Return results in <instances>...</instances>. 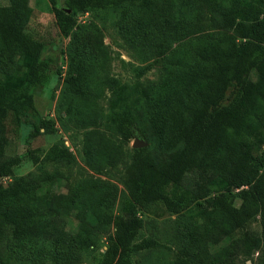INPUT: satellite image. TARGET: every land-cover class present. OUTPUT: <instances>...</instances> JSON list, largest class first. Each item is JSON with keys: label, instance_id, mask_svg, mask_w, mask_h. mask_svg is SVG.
<instances>
[{"label": "trees", "instance_id": "16d2710c", "mask_svg": "<svg viewBox=\"0 0 264 264\" xmlns=\"http://www.w3.org/2000/svg\"><path fill=\"white\" fill-rule=\"evenodd\" d=\"M6 1L0 0V69L17 62L20 53L28 66L17 85L0 76V242H11L10 257L0 252V264H75L94 244L95 228L109 225L114 233L95 264H134L135 252L165 247L154 237L137 241L140 213L159 203L181 215L209 216L191 223L175 264H257L255 253H264V0H50L60 42L71 38L65 70L59 54L46 57L50 44L24 31L29 0ZM124 6L119 25L127 39L156 51L144 72L156 66L163 70L160 83L137 88V97L145 102L159 153L174 154L158 168L149 147L134 149L137 171L118 214L112 211L119 197L116 184L86 178L70 194L58 193L52 189L58 172H48L43 163L37 177L5 183L23 161L6 153L5 118L12 114L29 139L39 136L51 120L37 98L44 92L52 97L60 80L70 94L66 113L80 127L108 121L125 141L138 131L147 136L129 104L102 113L100 100L120 82L109 75L111 54L102 29L94 21L79 22L87 12ZM208 19L217 20V30L205 29ZM122 152V145L102 131L86 133L85 158L98 173L115 165ZM75 158L67 146L54 144L40 161L72 163ZM195 167L202 174V191L188 198L176 186ZM72 213L79 221L76 233L67 227ZM258 215L261 230L249 229Z\"/></svg>", "mask_w": 264, "mask_h": 264}, {"label": "rangeland", "instance_id": "374dc122", "mask_svg": "<svg viewBox=\"0 0 264 264\" xmlns=\"http://www.w3.org/2000/svg\"><path fill=\"white\" fill-rule=\"evenodd\" d=\"M1 1L7 3L6 0ZM29 5L31 15L24 26V31L33 38L50 44V48L45 53L46 57L59 54V61L65 70L68 65L71 38H64L60 42L61 34L56 22L53 5L50 0H29ZM5 6L9 7V5ZM122 8H125V6L87 12L79 17V22L94 21L102 29L103 41L111 54L108 67L109 75L117 78L120 82L115 88H107L105 96L100 100L102 113L111 114L113 111L122 109L125 104H129L136 116L138 125L146 130L147 136H142L138 131L135 137L125 141L114 125L108 121L80 127L66 113L70 94L64 81L60 80L55 84V94L52 97L48 95V92H44L37 98L39 109L51 120V125L43 128L39 136L29 139L27 135L17 129L12 114L5 118L4 123L8 136L6 153L8 156H21L23 158L22 163L15 167L13 175L5 178V183L19 176L37 177L43 166L50 173L58 172L52 187L53 191L58 193L70 194L72 189H75L77 184L79 185L86 178L101 179L118 186V201L112 208L113 213L118 214L121 212L123 201L129 195L131 181L137 171L133 164L136 137L146 142L151 155L158 163V168L168 162V159L174 154L173 151L165 155L159 153L157 142L149 132L145 102L137 97L136 91L137 88L143 86H157L161 81L163 70L161 67L156 66L144 72V68L154 60L156 51L147 45L133 43L127 39L119 25ZM216 18H219V16ZM204 27L209 30H217V20L208 19L204 23ZM56 44L57 47H55ZM61 47L64 51L63 54H60ZM27 66V58L20 53L17 62L13 63L12 66L6 70L0 69V76L9 84L17 85L23 82ZM90 130H100L114 144L122 145L123 152L119 155L120 158L116 164L107 165L100 173L90 167L85 158V136ZM54 144L67 146L72 150L76 157L75 161L72 163L66 161L41 162L44 152ZM31 152L36 156L35 159L30 156ZM202 183V174L195 167L186 174L183 181L176 186V189L181 195L194 198L202 191ZM213 188L217 190L218 186L214 185ZM241 202V198L235 200L238 206ZM140 216L143 220V226L137 241L145 237H154L165 247L148 248L135 252L132 256L134 264H175L178 250L188 243L187 237L191 232V223L196 226V224L209 218L207 215L192 217L187 214L174 213L165 209L160 203L152 206L149 212L142 211ZM91 218L95 220L93 215H91ZM256 218L249 223L248 228L260 231L261 216L258 215ZM66 220L68 229L76 233L79 229V221L75 214L72 213ZM114 230L113 225L96 227L94 230V244L81 253L75 264H95L107 249L110 235L114 233ZM237 231L236 236L240 234V230ZM231 239V236L227 237L219 246L228 244ZM10 244L9 240L0 242V252L4 257H10ZM253 259L257 264H264V253H255ZM12 264L34 263L25 260L19 262L12 260ZM248 264H254V262L250 260Z\"/></svg>", "mask_w": 264, "mask_h": 264}, {"label": "water", "instance_id": "95a60500", "mask_svg": "<svg viewBox=\"0 0 264 264\" xmlns=\"http://www.w3.org/2000/svg\"><path fill=\"white\" fill-rule=\"evenodd\" d=\"M134 146H135L136 148L144 147V146H146V142H144V141L141 140L140 138H137V137H136V139H135V141H134Z\"/></svg>", "mask_w": 264, "mask_h": 264}]
</instances>
